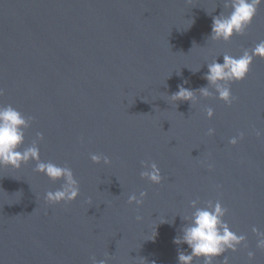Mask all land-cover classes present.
I'll return each instance as SVG.
<instances>
[{"label": "water", "instance_id": "water-1", "mask_svg": "<svg viewBox=\"0 0 264 264\" xmlns=\"http://www.w3.org/2000/svg\"><path fill=\"white\" fill-rule=\"evenodd\" d=\"M230 10L224 0H0V105L34 118L24 146L42 133L40 159L71 167L80 186L76 201L51 204L62 181L35 162L0 167V264H178L190 249L173 239L192 200L220 201L246 236L229 264H264L252 231L264 232V59L231 84V106L215 94L192 106L170 98L178 85L206 86L207 63L264 40V3L243 35L209 39L212 16ZM142 162L162 183L141 178ZM142 191V205L128 203Z\"/></svg>", "mask_w": 264, "mask_h": 264}, {"label": "clouds", "instance_id": "clouds-1", "mask_svg": "<svg viewBox=\"0 0 264 264\" xmlns=\"http://www.w3.org/2000/svg\"><path fill=\"white\" fill-rule=\"evenodd\" d=\"M262 3L264 0H224V7L231 10L227 15L221 12L218 16H212L209 39L227 43L234 35H243ZM194 23L195 21L192 20L189 28ZM222 56L223 63L218 62L217 58L207 63V73L202 77L207 81L206 86L192 90L181 84L178 85V91L170 98L176 102H190L192 106L200 97L207 98L215 94L218 99L231 106L236 100L231 93V84L242 82L247 77L254 57L264 59V40L257 43L251 50L244 49L239 56L227 54ZM200 69L201 67L195 71L190 70L196 73ZM184 83L186 84L187 81ZM197 93L199 96L196 95ZM0 95H3V89H0ZM207 115L209 118L213 116L211 108L207 109ZM33 119V117H26L11 105H0V167L19 169L24 164L35 162L36 172L45 175L53 182L62 181L55 191L46 193V200L49 203L76 201L80 195V186L71 167L60 166L51 161L44 162L40 159L37 141L43 140V134L38 132L37 139L30 146H24L26 131L31 127ZM213 133L214 130L209 129L208 134L213 135ZM262 134L264 133L257 132L258 136ZM240 139H243V133L239 134V137L231 138L229 143L236 145ZM90 159L93 163H100L101 160L105 165L111 163L107 156L98 154H91ZM142 168L143 171L140 173L142 179H147L153 184L162 183L163 177L155 162H142ZM146 196L147 193L143 191L139 193V196L133 193L128 197V203L139 207ZM198 204V200L191 201L190 206L194 211L188 217H181L186 223L180 229L181 234L173 239L174 244L178 246L186 244L190 249V252L178 250V264H194L197 260L202 261V264H214L220 258H222V264H229L227 253L237 251L238 247L246 241V236L230 229L224 219L228 209L220 201L215 203L209 201L204 207ZM136 219L140 221L142 217L137 216ZM164 223L169 222L166 219L160 222V224ZM252 231L258 238L256 247L264 249V232L255 227ZM254 256V252H248L249 261H252ZM92 264H108V262L93 257ZM153 264H155L154 261Z\"/></svg>", "mask_w": 264, "mask_h": 264}]
</instances>
